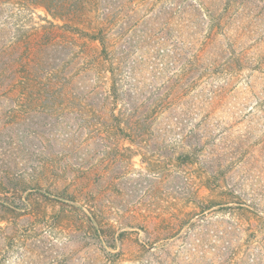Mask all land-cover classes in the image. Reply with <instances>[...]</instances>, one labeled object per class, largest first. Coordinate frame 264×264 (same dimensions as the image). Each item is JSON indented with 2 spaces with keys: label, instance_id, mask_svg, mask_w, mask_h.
<instances>
[{
  "label": "rangeland",
  "instance_id": "rangeland-1",
  "mask_svg": "<svg viewBox=\"0 0 264 264\" xmlns=\"http://www.w3.org/2000/svg\"><path fill=\"white\" fill-rule=\"evenodd\" d=\"M78 1L0 0V264H264V0Z\"/></svg>",
  "mask_w": 264,
  "mask_h": 264
},
{
  "label": "trees",
  "instance_id": "trees-1",
  "mask_svg": "<svg viewBox=\"0 0 264 264\" xmlns=\"http://www.w3.org/2000/svg\"><path fill=\"white\" fill-rule=\"evenodd\" d=\"M109 3L110 5H112L111 2ZM59 4H61L60 1H51L47 6L48 12L55 17L59 16L57 14L54 15V10L59 6ZM88 4H89L88 0H79L78 2L73 3L70 8L66 7L65 4H63V7H60V8L65 11H72V12L78 11L79 12V10H86V7L88 6ZM108 10L105 9L106 12H108ZM115 17H116V14L107 13V15L105 16V25L101 29H99V33L95 35L93 38L95 40L100 41L101 44L103 45L102 52L106 58V61L109 62V73L111 74V79H112L111 95L115 99L118 100L120 96L124 97V96H128L129 94H131V89L130 88L126 89V86H128L126 82H129V81H126V79L133 78L132 76L135 75V72H134V66L128 63V61L130 60V56H131L129 52H127L124 49H120L119 54L117 55L115 51L113 52L108 51L107 39L105 36L109 31H112L115 29L114 26L116 25V22H117L115 20ZM118 36L121 38L124 36V33L121 32L120 34H118ZM125 69H128V72H126L127 70L125 71ZM126 75H130V77H126ZM135 111H136V108H135ZM137 120L138 121L136 122L134 119H132L131 121L128 122L129 125L131 124L130 125L131 131L132 130L134 132L144 131L146 129L145 126L147 125V122L142 119H137ZM136 139H138V137H130L131 142H137ZM214 206L212 205V207H210L209 209L214 208ZM85 215L87 218L86 224L88 225V229L92 232V236H93L92 240L99 242L103 246H106V247L114 246L111 248H115L116 243H111L112 241H109L111 237H109L108 233L111 230L105 228L100 223V221L97 219V217L94 216L92 213L89 215L87 214ZM119 237L120 235L118 237H115L114 240L115 241L120 240Z\"/></svg>",
  "mask_w": 264,
  "mask_h": 264
}]
</instances>
